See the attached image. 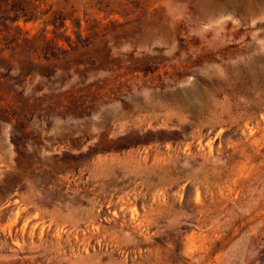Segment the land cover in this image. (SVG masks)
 Masks as SVG:
<instances>
[{"label":"rangeland","instance_id":"1","mask_svg":"<svg viewBox=\"0 0 264 264\" xmlns=\"http://www.w3.org/2000/svg\"><path fill=\"white\" fill-rule=\"evenodd\" d=\"M0 264H264V0H0Z\"/></svg>","mask_w":264,"mask_h":264},{"label":"bare ground","instance_id":"2","mask_svg":"<svg viewBox=\"0 0 264 264\" xmlns=\"http://www.w3.org/2000/svg\"><path fill=\"white\" fill-rule=\"evenodd\" d=\"M215 10L218 12L221 11H236V6L234 4H232L229 1H225L223 2L221 5L215 7ZM216 11H214L211 15H214V13L216 14ZM208 13V12H207Z\"/></svg>","mask_w":264,"mask_h":264}]
</instances>
